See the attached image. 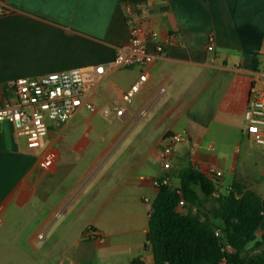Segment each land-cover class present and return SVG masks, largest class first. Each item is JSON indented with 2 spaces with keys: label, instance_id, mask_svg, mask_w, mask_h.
<instances>
[{
  "label": "crops",
  "instance_id": "0c3cea01",
  "mask_svg": "<svg viewBox=\"0 0 264 264\" xmlns=\"http://www.w3.org/2000/svg\"><path fill=\"white\" fill-rule=\"evenodd\" d=\"M131 1L141 0H0V104L10 81L103 66L91 102L125 107L119 117H84L81 109L50 125L35 150L0 122V264H154L146 240L152 182L167 178L179 188L177 172L188 167L221 171L219 194L238 182L264 200V148L246 135L243 120L252 91L264 100V0H153L139 11L143 39L151 48L148 32L155 31L176 42L146 68L117 69ZM142 72L146 81L124 105L121 94ZM172 135L182 140L164 170L159 151ZM47 152L54 159L42 168ZM81 160L84 170L73 174ZM50 177L51 194L71 180L53 205ZM84 212L89 218L74 223ZM261 234L264 221L255 241Z\"/></svg>",
  "mask_w": 264,
  "mask_h": 264
},
{
  "label": "built area",
  "instance_id": "2783aa9c",
  "mask_svg": "<svg viewBox=\"0 0 264 264\" xmlns=\"http://www.w3.org/2000/svg\"><path fill=\"white\" fill-rule=\"evenodd\" d=\"M153 0H141L125 5L124 16L129 30V43L127 47L117 48L112 65L117 69L131 67L146 68L150 64L162 58L167 45L176 42L174 34H168L164 40H160L155 31H149L148 36L152 47L147 46L143 39V28L139 11L152 4ZM4 8L0 5V15ZM207 51L213 49V38L208 37ZM103 66H95L92 72L85 74L81 69L74 68L67 71L55 72L37 76L34 78H19L5 84V96L0 104V122L12 124L15 133L25 139L29 150L39 148L41 139L46 135L48 127L58 126L68 122L81 109L90 113L99 112L102 116L114 114L119 117L125 112L124 106L96 107L91 102V94L96 88L95 76L103 74ZM146 73L139 74L129 87L121 94L120 100L128 105L146 81ZM245 133L258 147L264 148V100L252 91L246 108L243 112ZM182 140L179 135H172L168 144L159 151V159L164 170L171 165V157L174 145ZM54 159L50 152L45 153L39 160L42 168L49 167ZM207 177L213 179L215 184L220 182L222 172L212 168L199 170ZM155 188L170 186L167 178L155 179L152 182ZM173 188V187H172ZM176 194L181 196L178 188ZM186 203L180 198L176 212L183 213ZM215 236L222 237L219 230L214 231ZM223 251L231 252L227 246ZM66 264H78L67 260ZM221 264H226L223 260Z\"/></svg>",
  "mask_w": 264,
  "mask_h": 264
},
{
  "label": "trees",
  "instance_id": "16d2710c",
  "mask_svg": "<svg viewBox=\"0 0 264 264\" xmlns=\"http://www.w3.org/2000/svg\"><path fill=\"white\" fill-rule=\"evenodd\" d=\"M177 178L181 196L170 186H159L148 214L146 240L154 264H264V234L255 241L264 200L238 182L219 194L212 180L191 167L179 170ZM180 198L186 203L183 213L175 210ZM217 229L222 237L215 236ZM252 241L254 249H262L250 255L245 247ZM224 245L231 252L223 251Z\"/></svg>",
  "mask_w": 264,
  "mask_h": 264
},
{
  "label": "rangeland",
  "instance_id": "374dc122",
  "mask_svg": "<svg viewBox=\"0 0 264 264\" xmlns=\"http://www.w3.org/2000/svg\"><path fill=\"white\" fill-rule=\"evenodd\" d=\"M81 115H83L84 117H87L88 115H90V112L87 111V110H86V111H82ZM95 151H97V149H95ZM84 165H85V160H81L80 162H78V163H77V167H76V168L74 169V171H73V174H78V173L82 172V171L84 170V168H85ZM53 179H54V178H53ZM53 179L50 177V178L47 180V184H46V187H47V189H48L47 192H48V194L50 195L49 203H50L51 205H53L54 202L64 194V191H63L62 187H65V188L67 189V188L69 187V185H70V181H71V180L67 179V180H66V181L60 186V188H59V192H58V193H53V194H51V185H52ZM45 189H46V188H45ZM45 213H46V212L44 211V209H42V215H41V217H43ZM20 215H21V217H22V216H23V213L20 214ZM89 216H90V215L88 214V212H86V213L84 212L83 215H80V216L77 217V218L80 219V221L74 219V223H80V222H83V223H84L85 219H86V218H89ZM40 219H41V218H40ZM35 220H36V218L33 219V227H34V225L36 224V221H35ZM217 230H219V229H217ZM251 246H252V244L247 245V247L245 248V251H246L247 253H249L250 255L256 254L255 252H251V251H250ZM56 248L59 249V246L56 247ZM252 249H254V243H253V247H252ZM261 249H262V247L257 248L258 252H259ZM258 252H257V253H258Z\"/></svg>",
  "mask_w": 264,
  "mask_h": 264
}]
</instances>
